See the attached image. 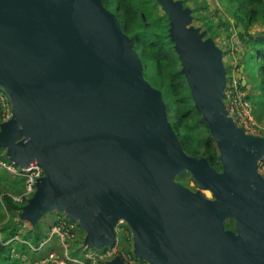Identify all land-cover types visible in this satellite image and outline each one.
Here are the masks:
<instances>
[{"label":"water","instance_id":"1","mask_svg":"<svg viewBox=\"0 0 264 264\" xmlns=\"http://www.w3.org/2000/svg\"><path fill=\"white\" fill-rule=\"evenodd\" d=\"M156 1L221 172L182 152L160 93L101 0H0V88L12 107L0 150L19 169L43 171L19 217L34 226L65 212L97 250L113 246L122 220L134 255L148 264H264V178L256 172L264 137L227 116L221 50L201 41L191 9ZM182 172L215 201L177 183ZM226 219L235 233L224 230ZM106 264L125 263L116 256Z\"/></svg>","mask_w":264,"mask_h":264},{"label":"trees","instance_id":"2","mask_svg":"<svg viewBox=\"0 0 264 264\" xmlns=\"http://www.w3.org/2000/svg\"><path fill=\"white\" fill-rule=\"evenodd\" d=\"M180 1L183 8L191 9L193 19L197 17L203 21L204 26L207 24V27L199 28L207 34L206 37L212 41L217 39L226 41L224 48H220L223 57L227 58V63L224 64L227 67L226 81L234 65L239 70L242 69V76L245 75L244 64L239 62L235 64L233 59H236L235 56L241 59L242 55L248 54L249 61L257 68V76L252 77V94H247L246 99L259 110H264V0H217V4L220 2L227 9L229 19H223L216 6L213 7V13L209 11L204 14L209 10L207 4L192 9L187 3L194 5L197 0ZM101 3L114 15L121 32L129 39L132 49L139 58L143 80L150 88L160 93L167 121L182 152L187 157L204 158L211 168L221 172L218 149L207 124L202 119V114L194 107L189 85L181 71L182 66L175 51V44L169 37L170 20L162 11L161 5L156 0H101ZM159 9L163 12L162 16ZM201 12L207 17H203ZM221 27L222 31H218ZM242 89L245 92L247 86H243ZM0 161L11 164L2 151ZM23 189L24 179L11 175L0 166V264L21 262L43 264L41 263L43 261L47 264L45 260L50 254L56 252L57 255H62L64 251V247L59 246L62 244L59 243L58 236L53 235L49 238L51 229L59 221L52 219L50 223L45 222L47 216L55 215L46 213L38 223L26 229L19 215L27 202L19 204L11 198L20 195ZM56 215L63 217L61 213ZM231 225H227L226 228L232 229ZM66 241L72 242L70 239ZM130 241V238L122 236L120 247L125 250ZM74 243L76 246L79 244L77 241ZM41 244L43 246L39 248ZM33 248L38 250L34 251ZM102 250L105 249L97 251ZM69 256L77 257L72 252Z\"/></svg>","mask_w":264,"mask_h":264},{"label":"built area","instance_id":"3","mask_svg":"<svg viewBox=\"0 0 264 264\" xmlns=\"http://www.w3.org/2000/svg\"><path fill=\"white\" fill-rule=\"evenodd\" d=\"M241 69L236 65L231 69L226 86L224 89V104L227 116L230 117L235 126L242 129L245 134L252 136L264 137V124L259 123L253 116L252 104L246 99V92L243 91V79ZM12 107L6 92L0 88V124L9 121L12 117ZM0 166L6 169L11 175L19 176L24 179L23 192L18 196L11 198L19 203L24 204L32 197L35 192V185L38 179L43 176V171L36 163H31L27 168L19 169L13 164H5L0 161ZM256 172L264 178V157L258 161ZM53 235L59 237L64 247V242L72 239V226L65 221L59 220V223L51 229L49 238ZM130 231L126 223L122 220L118 221L114 228V243L112 247H108L102 251L92 252L91 250H83L84 254L78 258L68 256L64 247V259L60 264H106L114 257L119 256L125 264H144L139 258H136L130 252L124 251L120 247L121 237H130ZM43 244L40 245L42 247ZM49 258L53 257L51 254Z\"/></svg>","mask_w":264,"mask_h":264},{"label":"rangeland","instance_id":"4","mask_svg":"<svg viewBox=\"0 0 264 264\" xmlns=\"http://www.w3.org/2000/svg\"><path fill=\"white\" fill-rule=\"evenodd\" d=\"M189 6H190V8H192V9H197V8H201V7H203L205 4H207L208 6H209V10H207L206 12H204V14H207V13H209V11H211L212 13H213V10H214V6H216V7H218V9H219V11H220V13L222 14L221 15V17H223V19L224 18H230V16H229V14L227 13V9L223 6V5H221V3L219 2L218 4H217V0H197L195 3H194V5H191V3L189 2V3H187ZM220 4V5H219ZM220 6V7H219ZM229 8L232 10V8L229 6ZM163 11V10H162ZM160 9H159V14H160V16H162L163 15V12H162ZM201 14H202V16L203 17H207V16H205V15H203V13L201 12ZM191 25L192 26H194L195 28H201L202 26L205 28V27H207V24L204 26L203 25V21H200V20H198V18L196 17L195 19H193L192 20V22H191ZM188 28H189V25L187 26ZM218 31H222V27L220 28V30H218ZM207 36V34H205V38L202 40L201 39V41L203 42L205 39H207L208 37H206ZM213 43H215V47H217L219 50H220V48L222 47V48H224L223 46L226 44V41L225 40H219V39H217V40H215V41H213ZM230 53H231V50H230ZM231 55H233V54H231ZM235 58L236 59H233V61H234V63L236 64L237 62H239V63H243L244 64V71H245V75L244 76H242L243 78V85L245 86H247V89H246V94H252V89H251V82H252V77L254 76H257V68H256V66H255V64L254 63H251L250 61H249V58H248V54L247 53H245L244 55H242V58L241 59H238L236 56H235ZM253 62H255L254 60H253ZM221 63H222V69H224V71H226L227 72V67L226 66H224V64H226L227 63V58L225 57H223V55H222V51H221ZM252 108H253V116H254V118H255V120L256 121H258L259 123H261V124H264V110H259L255 105H252ZM0 151H2V153L5 155V153H6V151L5 150H0ZM175 181L177 182V183H179L180 185H182L184 188H186L187 190H189L190 192H192L193 194H195V195H201V196H203L206 200H209V201H211V202H214L215 201V199H214V197H213V195H212V193H211V191L210 190H208V189H203V188H201V187H199V185L194 181V179L190 176V174H188L187 172H182V173H180V174H178L176 177H175ZM51 213H55V215H50V216H47L46 218H45V222H51L52 221V219H53V221L54 220H57V221H59V220H61V221H65V222H69L70 220L66 217V214H65V212H63V213H61L62 215H63V217H59L58 215H56V213L57 212H51ZM226 220H231V219H226ZM24 223H25V225H26V229H29L30 227H33V226H31L28 222H25V221H23ZM229 222V221H228ZM70 226H72V233H73V235H74V237L71 239L72 240V242H69V241H66V242H64V247L66 248V251H67V253H68V256H69V254L72 252V253H75L76 254V258H80L83 254H84V252H83V250L84 249H88L84 244H83V240L85 239V233H84V231H82L81 229H79L78 228V222H71L70 221V223H68ZM229 224H231V223H229ZM78 230H80V231H82V232H80V231H78ZM129 231H130V229H129ZM130 234H131V231H130ZM130 245L129 246H126V248H125V250L124 251H126V252H130L131 254H133L134 255V250H135V247H134V240H133V237H132V234L130 235ZM74 241H77L79 244H78V246H76V243H74ZM22 243H25L26 244V242H22ZM59 243L60 244H62L61 243V241L59 240ZM60 247H63L62 245H59ZM39 248H41V247H39ZM106 248H108V247H105L104 249H106ZM33 250L34 251H37L38 249H34L33 248ZM92 252H96L97 251V249H90ZM65 252L63 251V254L62 255H57L58 253H56V252H53L52 254H51V256L53 257L52 259H50L49 258V256H48V258H47V260H45V262H48L47 264H60V262L64 259V254ZM136 258H138L136 255H134ZM141 260V259H140ZM142 261V260H141ZM41 263H43L44 264V261L43 262H41ZM143 263L144 264H148V262L147 261H143ZM21 264H27L26 262H21ZM34 264H38V263H34Z\"/></svg>","mask_w":264,"mask_h":264},{"label":"flooded vegetation","instance_id":"5","mask_svg":"<svg viewBox=\"0 0 264 264\" xmlns=\"http://www.w3.org/2000/svg\"><path fill=\"white\" fill-rule=\"evenodd\" d=\"M229 221V222H228ZM229 223H231L232 225L230 226V227H232V229H230V228H226V226L227 225H229ZM234 223H233V220H224L223 221V228H224V230L225 231H232V232H234L235 233V228H234V225H233Z\"/></svg>","mask_w":264,"mask_h":264}]
</instances>
